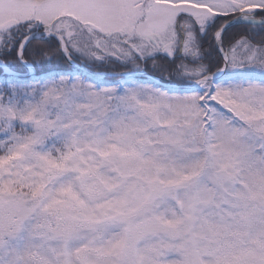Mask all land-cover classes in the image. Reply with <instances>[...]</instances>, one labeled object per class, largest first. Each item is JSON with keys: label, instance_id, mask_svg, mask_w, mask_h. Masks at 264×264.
<instances>
[{"label": "snow or ice", "instance_id": "obj_1", "mask_svg": "<svg viewBox=\"0 0 264 264\" xmlns=\"http://www.w3.org/2000/svg\"><path fill=\"white\" fill-rule=\"evenodd\" d=\"M0 264H264V0H0Z\"/></svg>", "mask_w": 264, "mask_h": 264}]
</instances>
